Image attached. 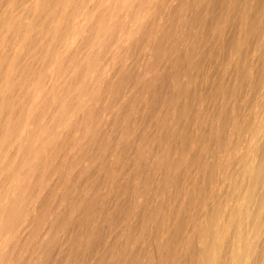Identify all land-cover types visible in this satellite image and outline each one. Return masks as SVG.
Here are the masks:
<instances>
[{
  "label": "rangeland",
  "instance_id": "1",
  "mask_svg": "<svg viewBox=\"0 0 264 264\" xmlns=\"http://www.w3.org/2000/svg\"><path fill=\"white\" fill-rule=\"evenodd\" d=\"M61 1L0 0V133L27 122L24 139L0 147V264H202L225 143L242 142L239 126L262 98L264 0H144V13L122 12L100 45L93 27L114 0H67L62 24ZM71 21L76 40L61 30ZM32 75L53 80L31 98ZM58 97L68 110L47 135ZM259 249L255 264H264Z\"/></svg>",
  "mask_w": 264,
  "mask_h": 264
},
{
  "label": "bare ground",
  "instance_id": "2",
  "mask_svg": "<svg viewBox=\"0 0 264 264\" xmlns=\"http://www.w3.org/2000/svg\"><path fill=\"white\" fill-rule=\"evenodd\" d=\"M38 3H39V0H36ZM57 1V0H56ZM63 3H62V11L60 13V15L58 16L57 15V18L58 20L60 19H64L66 18V16L64 18H62L64 15H65V7H66V4L68 5L69 1L67 0H62ZM61 1V2H62ZM67 1V3H66ZM76 1V0H75ZM83 1V0H82ZM81 1V2H82ZM206 1V0H205ZM211 1V0H210ZM34 2V1H33ZM54 2V1H53ZM77 2V1H76ZM80 2V1H78ZM146 2V0H145ZM144 0H139L137 2H135V0H114V2L112 4H110L108 6V12L105 13L104 16H102L100 19H98V21L94 24V30H95V35H94V43L97 44V45H100L101 42H102V39L111 31L114 30L115 28V23L117 22V18L118 17H124L126 16L125 14H123L124 16L121 15V13H126L124 11H133L132 13H134V15L136 14H139V12H143L144 13V9L143 7L145 6V3ZM203 2V1H202ZM229 2V1H228ZM41 3V2H40ZM51 2H49L50 4ZM83 3H85L83 1ZM82 3V4H83ZM205 3V2H204ZM208 3V2H207ZM207 3H205L207 5ZM263 3V2H262ZM64 4V5H63ZM202 4V3H201ZM204 4V5H205ZM258 4V3H257ZM81 5V4H80ZM87 5V3H86ZM211 5V4H210ZM51 6V5H50ZM57 4H56V8H57ZM70 6V5H69ZM83 6V5H82ZM54 7V6H53ZM59 7V6H58ZM204 7V6H203ZM202 7V9H203ZM206 7V6H205ZM211 7V6H209ZM262 7V6H261ZM68 8V7H66ZM79 8V7H78ZM208 8V6H207ZM258 8V7H257ZM256 8V10H257ZM51 9V8H50ZM49 9V10H50ZM60 9V8H59ZM70 9V8H69ZM82 9V8H81ZM150 9V8H149ZM201 9V10H202ZM205 9V8H204ZM203 9V10H204ZM67 10V9H66ZM80 10V9H79ZM79 10L78 9H75L74 11H71V13L75 14V16L78 14L79 15ZM146 10V9H145ZM208 10V9H206ZM34 11V10H33ZM52 11V10H51ZM50 11V12H51ZM58 11V10H57ZM65 11V12H64ZM84 11V10H83ZM87 11V10H86ZM104 11V10H103ZM29 12V11H28ZM70 12V11H68ZM33 13V12H32ZM85 13V12H84ZM130 13V12H129ZM141 13V14H143ZM207 13V12H206ZM259 13V12H258ZM261 13V12H260ZM30 14V13H29ZM54 14V13H53ZM58 14V13H56ZM102 14V13H101ZM140 14V15H141ZM39 15V14H38ZM77 15V16H78ZM256 15V14H255ZM67 16H69V14H67ZM94 16V15H92ZM264 16V15H263ZM33 17V15H32ZM54 16H52L53 18ZM57 18H55L57 20ZM125 18V17H124ZM256 18V16H255ZM261 17H258L257 19H259ZM40 19V18H39ZM67 19V18H66ZM77 19V23H78V18ZM93 19V18H92ZM122 19V18H121ZM132 19V18H131ZM16 20V19H15ZM30 20V19H29ZM54 20V19H53ZM57 20V21H58ZM59 20V21H60ZM73 20H75L73 18ZM81 20V19H80ZM79 20V24H81ZM254 20V19H253ZM56 21V22H57ZM58 21V22H59ZM62 21V20H61ZM65 21V20H64ZM124 21V20H123ZM132 21V20H131ZM255 21V20H254ZM264 21V20H263ZM52 22V20H51ZM57 22V25H59ZM66 22V21H65ZM19 23V22H18ZM17 23V24H18ZM63 23V21L61 22V24ZM84 23V22H82ZM262 23V22H261ZM42 24V22H41ZM45 24V23H44ZM49 24V23H48ZM65 24V23H64ZM123 24V23H122ZM255 24H260V23H255ZM254 24V26H255ZM67 26H63L64 28H60L62 31H63V37L67 39L69 38V40H76L78 37H80V30H76V25L73 21H71L69 24H66ZM17 26V25H16ZM45 26V25H44ZM262 27V26H261ZM264 27V26H263ZM32 28V27H31ZM59 28V26H58ZM18 29V28H17ZM78 29V28H77ZM38 30V29H37ZM61 30H58V31H61ZM92 30V31H94ZM129 30V29H128ZM256 30V29H255ZM264 29L261 30V32L263 31ZM5 32V31H4ZM13 32V31H12ZM29 32H30V29H29ZM14 33V32H13ZM33 33V32H32ZM35 33V32H34ZM85 33V32H84ZM4 34V33H3ZM94 34V32H93ZM92 34V35H93ZM260 34V33H259ZM31 35V33H30ZM129 35V34H128ZM264 35V34H262ZM14 36V35H13ZM82 36V35H81ZM60 37V36H59ZM62 37V36H61ZM60 37V38H61ZM262 37V36H261ZM58 38V39H60ZM129 38V37H128ZM264 38V37H263ZM55 39V38H54ZM62 39V38H61ZM80 39V38H79ZM73 40V41H74ZM110 40V39H109ZM107 40V41H109ZM12 41V40H10ZM262 41H264L262 39ZM2 43V42H0ZM49 43V42H48ZM88 43V42H87ZM86 43V44H87ZM243 43V42H242ZM26 44V43H25ZM47 44V43H46ZM51 44V43H50ZM81 44V43H80ZM79 44V45H80ZM84 44V43H83ZM90 44V42H89ZM245 44V43H244ZM261 44V43H260ZM264 44V43H263ZM2 45V44H1ZM10 45V44H9ZM92 45V44H91ZM108 45V43H107ZM111 45V43L109 44ZM108 45V47H109ZM129 45V44H128ZM253 45V44H252ZM48 46V44H47ZM50 46V45H49ZM53 46V44H52ZM84 46V45H83ZM242 45H240L241 47ZM244 46V45H243ZM259 46V45H258ZM262 46V45H261ZM264 46V45H263ZM20 47V46H19ZM51 47V46H50ZM59 47V46H58ZM87 47V46H85ZM94 47V46H93ZM93 47L91 46V48L93 49ZM107 47V48H108ZM247 47V46H246ZM106 48V47H104ZM106 48V49H107ZM255 48V47H254ZM260 49V47H258ZM29 49V48H28ZM110 49V47H109ZM6 50V49H5ZM11 50V49H10ZM14 50V49H13ZM121 50V49H120ZM152 50V49H151ZM250 50V49H249ZM252 50V49H251ZM12 51V50H11ZM21 51V50H20ZM19 51V53H20ZM46 51V50H45ZM92 50H90L91 52ZM2 52V51H1ZM27 52V51H26ZM75 52V51H74ZM89 52V53H90ZM94 52V51H93ZM98 52V51H97ZM96 50H95V53H97ZM251 52V51H250ZM54 53V52H53ZM82 53V52H81ZM88 53V54H89ZM101 53V52H100ZM113 53V52H112ZM254 53V52H253ZM11 54V53H10ZM50 55V53H48ZM111 54V53H110ZM250 54V53H249ZM248 54V55H249ZM252 54V53H251ZM255 54V53H254ZM6 55V54H5ZM20 55V54H19ZM85 55L86 52H85ZM99 55V54H98ZM102 55V54H101ZM257 55V54H255ZM254 55V56H255ZM10 56V55H8ZM13 55L11 54L10 57H12ZM70 56V55H69ZM94 56V55H93ZM92 56V57H93ZM261 56V55H260ZM99 57V56H98ZM258 57V56H257ZM19 58V56H18ZM49 58V57H48ZM83 58V56H82ZM104 58V57H103ZM24 59V58H23ZM34 59V58H33ZM63 59V58H62ZM87 59V58H86ZM89 59V58H88ZM101 59V58H98V60ZM123 59V58H122ZM249 59V58H248ZM256 59V58H255ZM254 59V60H255ZM260 59V58H258ZM3 60V59H2ZM27 60V59H26ZM51 60V59H50ZM61 60V59H60ZM67 60V59H65ZM97 60V59H96ZM251 60V59H250ZM257 60V59H256ZM8 60L5 61V63H7ZM29 61V60H28ZM69 61V60H68ZM71 61H74V60H71ZM71 61L69 62L70 64H67L66 62V66H70V68L74 67L75 65V62H74V65H72L71 67ZM119 61V60H118ZM143 62V61H142ZM248 62V61H247ZM251 62V61H250ZM256 63H258L257 61H254ZM252 62L253 64H256ZM261 62V61H260ZM4 63V64H5ZM8 63H10V61H8ZM7 63V64H8ZM35 63V62H34ZM39 63V62H38ZM80 63V62H79ZM97 63V62H96ZM100 62H98L97 64H99ZM102 63V62H101ZM1 64V63H0ZM20 64V63H19ZM54 64H56V62H54ZM244 64V63H243ZM246 64V63H245ZM253 64L252 67H249V68H252L253 69ZM62 65V64H61ZM64 65V64H63ZM259 65V64H258ZM23 66V65H22ZM65 66V65H64ZM65 66V68H66ZM97 66V65H96ZM95 66V67H96ZM100 66V64H99ZM255 66V65H254ZM4 66L2 65V68ZM11 67V70L13 69L12 67V63L8 64L7 65V69ZM61 67V66H60ZM67 67V68H68ZM98 67V66H97ZM96 67V68H97ZM105 67V65H104ZM257 67V66H256ZM255 67V68H256ZM264 67V64L263 66ZM53 68V67H52ZM66 68V69H67ZM79 68V66H78ZM76 68V69H78ZM95 68V70H96ZM119 68V67H118ZM21 69V68H20ZM44 69V68H43ZM82 69V68H80ZM94 69V68H93ZM264 69V68H263ZM72 70V69H70ZM99 70V69H98ZM148 70V69H147ZM251 70V69H250ZM0 71H1V68H0ZM26 71V70H25ZM57 71V69H56ZM74 71V70H73ZM252 71V70H251ZM250 71V72H251ZM257 71V70H256ZM264 71V70H263ZM6 72V71H5ZM15 72V71H14ZM14 72H13V76H14ZM65 72H67L65 70ZM64 72V73H65ZM72 72V71H71ZM77 74H78V70L76 71ZM120 72V71H119ZM0 73H4V72H0ZM22 73V72H20ZM59 74V72H57ZM82 73V72H81ZM108 73V72H107ZM125 73V72H124ZM6 74V73H4ZM48 74V73H47ZM55 74V73H53ZM57 74V76H58ZM61 74V73H60ZM66 74V73H65ZM69 74V72H68ZM67 74V75H68ZM71 74V73H70ZM69 74V75H70ZM98 74V73H97ZM106 74V73H105ZM263 74V73H262ZM3 75V74H2ZM1 75V76H2ZM16 76L18 74H15ZM34 75V74H33ZM32 75V76H33ZM36 75V74H35ZM66 75V77H67ZM117 75V74H116ZM251 75V74H250ZM254 75V74H253ZM258 75V74H257ZM261 75V74H260ZM5 76V75H3ZM54 76V75H53ZM64 76V74L62 75ZM60 75V77H62ZM264 76V75H263ZM20 77V76H17V78ZM22 77V76H21ZM20 77V78H21ZM35 77V76H33ZM38 77V76H37ZM37 77H35L34 80L37 79ZM42 77V76H40ZM39 77V78H40ZM51 75L48 76V77H44L42 80H40L39 78L37 79V82H35L34 85H31L32 86V93H31V98L32 96H34V94L38 93V92H42L43 90H46L47 88V85L51 82ZM59 77V79H60ZM65 77V76H64ZM254 77V76H253ZM252 77V78H253ZM256 77V76H255ZM254 77V78H255ZM2 78H5V77H2ZM31 78V77H30ZM56 78V76H55ZM63 78V77H62ZM115 78V77H114ZM126 78V77H125ZM249 78V77H248ZM252 78H249V81L250 79ZM253 78V79H254ZM1 79V78H0ZM32 79V78H31ZM30 79V81H31ZM58 79V77H57ZM67 79V78H66ZM68 79H70V77L68 76ZM67 79V80H68ZM102 79V78H101ZM245 79V78H243ZM5 82H4V85H12L13 82H11L7 77L5 78ZM16 80V79H15ZM22 80V78H21ZM56 80V79H55ZM61 80V79H60ZM65 80V78H64ZM64 80L62 79V81L64 82ZM75 80V79H74ZM79 80V78L77 79ZM94 80V79H93ZM99 80V79H98ZM255 80V79H254ZM259 80V79H258ZM263 80V79H262ZM261 80V81H262ZM2 81V80H1ZM0 81V82H1ZM17 81V80H16ZM61 81V82H62ZM71 81V80H70ZM89 81V80H88ZM92 81V80H91ZM256 81V80H255ZM260 81V82H261ZM53 82V81H52ZM60 82V83H61ZM68 82V81H67ZM100 82V81H99ZM259 82V81H258ZM257 81L255 83H258ZM259 82V83H260ZM17 82H15L16 84ZM59 83V81H58ZM75 83V82H74ZM251 83V82H250ZM3 84V83H2ZM62 86H63V83H61ZM88 84V83H87ZM245 84V83H244ZM254 84V83H252ZM123 85V84H122ZM247 85V84H246ZM256 85V84H254ZM15 86V85H14ZM61 86V87H62ZM66 86V84H65ZM64 86V87H65ZM104 86V85H103ZM258 86V85H257ZM256 86V87H257ZM27 87V86H26ZM54 87V85H53ZM70 87V86H69ZM72 87V86H71ZM70 87V88H71ZM111 87V86H110ZM121 87V86H120ZM46 88V89H45ZM88 88V86H87ZM113 88V87H112ZM118 88V87H117ZM127 88V87H125ZM2 89V88H1ZM0 89V90H1ZM123 89V88H122ZM252 89V87H251ZM255 89V88H254ZM68 90V89H66ZM72 90V89H71ZM15 91V90H14ZM17 91V90H16ZM16 91L14 94H16ZM73 91V90H72ZM71 91V92H72ZM77 91V90H76ZM121 91V90H120ZM250 91V90H249ZM251 91H254L253 89ZM250 91V92H251ZM13 92V91H12ZM65 92V90H64ZM63 92V93H64ZM68 92V91H67ZM66 92V94H67ZM85 92V91H84ZM246 92V90H245ZM248 92V91H247ZM59 93V91L57 92ZM75 93V91H74ZM12 95V96H15V95ZM23 94V93H22ZM56 94V92H55ZM257 95L259 94L260 97L258 96V100L259 98H261V101H260V104L258 106H253L254 102L252 103L251 106H253L254 108L251 110V114H250V119H248L247 117V121L246 123H242L244 126L241 128V126H239L240 128V131L243 133V139H242V142L239 144V143H232V142H229V144H226L227 147L226 149L228 150V152H226L227 156H225L224 158H221L220 160V164H221V179H220V182L222 184V187H219L218 190L215 191V189L211 190L209 192V195H208V199H207V205L210 204V208H212V212L213 214L212 215H209L208 218H205V221H204V225H205V230H203L202 232V235H203V238H204V242L206 243V245L202 248V264H217L219 263L220 259H222L223 255L225 254H228L229 256V260H230V264H255V260H256V254H259L258 253V248L260 247V256L261 254L264 258V80L262 81V83L259 84V87L256 91H254V95ZM63 95V94H62ZM77 95V94H76ZM254 95H253V98H254ZM11 96V97H12ZM55 96V95H54ZM57 96V95H56ZM65 96V95H64ZM6 97V96H5ZM66 97V96H65ZM69 97V96H68ZM244 97V96H243ZM14 98V97H13ZM49 98V97H48ZM52 98V96H51ZM75 98V97H74ZM241 98V97H240ZM257 98V97H256ZM15 99V98H14ZM13 99V100H14ZM37 99V98H36ZM55 99V98H53ZM57 99V100H56ZM54 100V102H56V108L54 109V112L50 115L49 113V116L47 117V119L45 120V128H46V132H47V135L48 134H51L50 132L52 131V129L54 128H57L61 121H62V117L65 113H67V110H68V107L67 104L65 103L66 100L61 97V98H56ZM76 99V98H75ZM79 99V98H78ZM242 99V98H241ZM244 99V98H243ZM5 100V99H4ZM12 100V99H10ZM40 100V98H39ZM38 99L36 101L40 102ZM80 100V99H79ZM237 100V99H236ZM247 100V99H245ZM248 100L251 102V100L248 98ZM7 101V100H6ZM35 101V100H34ZM35 101V102H36ZM48 101V100H47ZM52 101V99H51ZM239 101V99H238ZM241 101V100H240ZM255 101V100H253ZM257 101V100H256ZM1 102V101H0ZM5 102V101H4ZM13 101H11L10 103H12ZM17 101H15L14 103L16 104ZM50 102V100H49ZM53 102V101H52ZM9 103V102H8ZM37 103V102H36ZM75 103V101H74ZM249 103V102H248ZM13 104V103H12ZM10 104V105H12ZM44 104V102H43ZM42 104V105H43ZM48 105V103H46ZM52 104V103H51ZM239 104V103H237ZM256 104H258L256 102ZM255 104V105H256ZM5 105V104H4ZM2 105V106H4ZM9 105V104H7ZM14 105V104H13ZM54 105V104H52ZM74 105V104H73ZM248 105V104H247ZM244 106V107H247ZM0 106H1V103H0ZM15 106L14 105V108L12 109H15ZM76 106V105H74ZM249 106V105H248ZM7 107H10V106H7ZM6 107V108H7ZM236 107V106H235ZM233 107V108H235ZM2 108V107H1ZM25 108H27V113L30 112L32 110V106L30 105V103L26 104L25 105ZM24 108V109H25ZM43 108V107H41ZM65 108V109H64ZM242 108V107H241ZM240 108V109H241ZM252 108V107H251ZM5 109V108H4ZM53 109V107L51 108ZM77 109V108H76ZM239 109V108H238ZM42 110V109H41ZM66 110V111H65ZM245 110L248 111V109L245 108ZM1 111V110H0ZM6 111V109H5ZM4 111V112H5ZM16 111V110H15ZM13 112V113H17V112ZM74 111V110H73ZM76 111V110H75ZM3 112V114H4ZM12 112V111H11ZM227 112V111H226ZM241 112V111H240ZM6 113V112H5ZM12 113V114H13ZM232 113V112H231ZM237 113V112H236ZM249 113V112H248ZM11 114V115H12ZM37 114V113H36ZM39 115H41V112L38 113ZM230 114V113H229ZM2 115V114H1ZM231 115V114H230ZM236 115V114H235ZM234 115V117H235ZM241 115V114H240ZM244 116V114H242ZM245 115H246V112H245ZM43 116V114L41 115ZM40 116V117H41ZM228 116V115H227ZM1 117V116H0ZM4 117H6V114L3 116V121L6 120V118L4 119ZM16 117V116H14ZM39 117V116H38ZM65 117V116H64ZM67 117V116H66ZM221 117V116H220ZM242 117V116H241ZM71 118V117H70ZM105 118V117H104ZM222 118V117H221ZM233 118V117H232ZM236 118V117H235ZM1 119V118H0ZM12 119V117H11ZM15 119V118H14ZM34 119V118H33ZM229 119V118H228ZM241 119V118H240ZM245 119V118H243ZM18 120V119H17ZM16 120V125L13 126V124L9 125L10 127L12 126L13 128L15 129H4L2 133H0V147L2 145H5L6 146H9L13 141L14 139H17L18 136L22 137L24 135V132L26 133V130L25 129V126H27V122H23L22 124L20 122H17ZM37 118H35V122ZM225 120V119H224ZM236 120V119H235ZM239 120V119H238ZM246 120V119H245ZM14 121V120H13ZM23 121V120H22ZM240 121V120H239ZM2 123V120L0 121ZM39 122V121H38ZM66 122V121H65ZM231 122V121H230ZM241 122V121H240ZM0 123V124H1ZM6 124V122H3ZM31 123L33 122H29L28 125H30ZM42 123V122H41ZM72 123V122H71ZM220 123V122H218ZM234 123V122H233ZM231 124V123H230ZM237 124V123H236ZM239 124V123H238ZM2 125V124H1ZM4 125V124H3ZM41 125V124H40ZM223 125V124H222ZM32 127V125H30ZM34 126V125H33ZM37 126V125H36ZM42 126V125H41ZM224 126V125H223ZM5 127V126H4ZM219 127V126H218ZM229 127V126H228ZM3 128V127H2ZM34 128V127H33ZM32 128V129H33ZM230 128V127H229ZM237 128V127H236ZM0 129H1V126H0ZM226 129V128H225ZM228 129V128H227ZM15 130V131H13ZM39 131H41L39 128L37 129ZM91 130V129H90ZM231 130V129H230ZM34 131V130H33ZM38 131V132H39ZM43 131V130H42ZM50 131V132H48ZM217 131V130H215ZM220 131V130H219ZM44 132V131H43ZM68 132V131H67ZM86 132V131H85ZM221 132H222V129H221ZM14 133V135H13ZM219 133V132H218ZM228 133V132H227ZM69 134V133H68ZM230 134V133H229ZM237 134V132H236ZM97 135V134H96ZM222 135V134H221ZM241 135V134H240ZM241 135V136H242ZM14 136V138H12ZM26 136V135H25ZM38 134H34L31 139L37 137ZM70 136V135H69ZM91 136V135H90ZM229 136V135H228ZM233 136V135H232ZM19 137V138H20ZM29 137V135H28ZM76 137V136H75ZM215 137V135H214ZM218 137V136H217ZM23 138V137H22ZM239 138V137H238ZM24 139V138H23ZM37 139V138H36ZM35 139V140H36ZM215 139V138H214ZM228 139V137H227ZM232 139V138H231ZM230 139V140H231ZM8 140L7 143H5L6 141ZM69 140V139H68ZM39 141V139H38ZM35 142V141H33ZM54 142V141H53ZM58 142V141H57ZM76 142V141H75ZM219 142V141H218ZM227 142V141H226ZM235 142V141H234ZM60 143V142H59ZM215 143V142H214ZM30 144V143H29ZM32 146L35 145L33 143H31ZM39 144V143H37ZM36 144V146H38ZM42 144V143H41ZM61 144V143H60ZM64 144V143H63ZM68 145V144H67ZM12 146V145H11ZM30 146V145H29ZM43 146V145H42ZM66 146V145H65ZM31 147V146H30ZM29 147V148H30ZM39 147V146H38ZM60 147V146H58ZM86 147V146H85ZM7 148V147H6ZM26 148V147H25ZM35 149L37 150L38 148H35V146L32 147V149ZM4 149V148H3ZM56 149V148H55ZM58 149V148H57ZM64 149V148H63ZM62 149V150H63ZM224 149V150H226ZM31 150V148H30ZM39 150H42V147L41 149L39 148ZM2 151V150H1ZM24 151V150H23ZM34 152V150H32ZM58 150H56L57 152ZM30 152V151H27V153ZM54 153H56L55 151H53ZM68 152V151H67ZM224 152V151H223ZM32 153V152H31ZM1 154V152H0ZM3 155V154H2ZM58 155V154H57ZM55 155V156H57ZM110 155V154H109ZM25 156H27V154H25ZM223 156V155H222ZM24 157V156H23ZM46 157V156H45ZM44 157V158H45ZM219 157V156H218ZM61 158V157H60ZM40 159V158H39ZM49 159V158H48ZM43 161V160H42ZM1 162V161H0ZM45 163V161H44ZM51 163V162H50ZM49 163V164H50ZM215 167V166H213ZM4 169V168H3ZM21 169V167H20ZM219 172V171H217ZM216 172V173H217ZM16 173V171H15ZM26 173V172H25ZM14 174V172H13ZM79 174V173H78ZM77 174V175H78ZM176 175V174H175ZM217 175V174H216ZM9 176V175H8ZM12 176V175H10ZM220 176V175H219ZM73 177V176H72ZM234 179V182L232 183L231 180L230 182L232 183H229V181H227L229 178H232ZM167 178V177H166ZM3 179V178H2ZM12 179V178H11ZM168 179V178H167ZM232 179V180H233ZM9 180H10V177H9ZM169 180V179H168ZM215 180V179H214ZM226 181L228 183H226ZM3 182H6V179L5 181L3 180ZM163 182V181H162ZM212 182H213V179H212ZM9 183V181H8ZM168 183V182H167ZM11 184V183H10ZM163 184V183H161ZM9 185V184H8ZM165 185V184H164ZM170 185V184H169ZM83 186V185H82ZM10 187V186H9ZM217 187V186H216ZM177 188V187H176ZM172 189V188H171ZM142 191V190H141ZM171 192V191H170ZM7 195V193H6ZM168 196V195H167ZM227 196H230V198L232 197L233 200H229L230 202H228V198ZM12 202V201H11ZM11 204V203H10ZM12 206V205H11ZM10 206V207H11ZM9 207V208H10ZM11 212V211H10ZM15 212V211H14ZM13 212V216L12 218L16 216V214H14ZM11 214V213H10ZM2 217V216H1ZM8 218V217H7ZM6 218V220H7ZM11 218V217H10ZM12 220V219H11ZM221 222V223H220ZM6 223V222H5ZM4 225L2 224V219L0 218V231L3 229L1 228V226ZM5 226V225H4ZM207 226V227H206ZM228 237H231L232 239V242L231 244L228 243L227 239ZM231 239H229L231 241ZM260 243V246L258 247V244ZM169 250V249H168ZM200 250V249H199ZM262 258V259H263ZM260 259V258H259ZM223 260V259H222ZM257 261V260H256ZM260 261V260H259ZM221 263V261H220ZM222 264V263H221Z\"/></svg>",
  "mask_w": 264,
  "mask_h": 264
}]
</instances>
